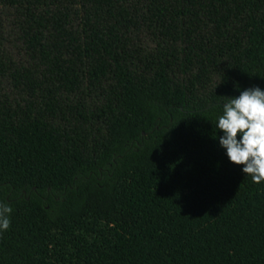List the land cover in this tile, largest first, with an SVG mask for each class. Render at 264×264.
I'll list each match as a JSON object with an SVG mask.
<instances>
[{"label":"trees","instance_id":"obj_1","mask_svg":"<svg viewBox=\"0 0 264 264\" xmlns=\"http://www.w3.org/2000/svg\"><path fill=\"white\" fill-rule=\"evenodd\" d=\"M253 87L264 0H0V264H264L216 127Z\"/></svg>","mask_w":264,"mask_h":264},{"label":"clouds","instance_id":"obj_2","mask_svg":"<svg viewBox=\"0 0 264 264\" xmlns=\"http://www.w3.org/2000/svg\"><path fill=\"white\" fill-rule=\"evenodd\" d=\"M216 127L230 162L255 184L264 182V90L253 87L226 98ZM12 207L0 202V234L10 229Z\"/></svg>","mask_w":264,"mask_h":264}]
</instances>
